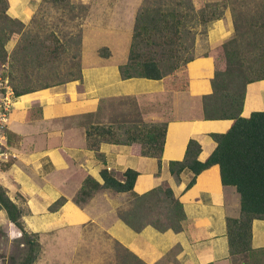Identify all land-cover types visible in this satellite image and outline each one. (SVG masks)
Returning <instances> with one entry per match:
<instances>
[{"label": "crops", "instance_id": "0c3cea01", "mask_svg": "<svg viewBox=\"0 0 264 264\" xmlns=\"http://www.w3.org/2000/svg\"><path fill=\"white\" fill-rule=\"evenodd\" d=\"M41 1L8 0L7 13L23 21L26 29ZM228 14L225 23L220 19L209 29L207 49L197 53L186 69L163 79H123L120 65L127 59L119 62L127 48L119 49L114 40L111 47L107 46V59L87 60L91 49L87 35L83 34L78 77L17 96L5 128L13 155L0 166V183L12 199L28 210L24 219L33 231L45 232L64 224H73L75 231L81 224L79 230L85 234L80 239L104 241L110 237L132 254L134 264H264V220L253 222L252 252L234 256L229 253L226 217L239 216L240 211L238 215L228 211L240 209V195L235 187L222 184L219 165L199 174L190 189L187 185L191 172L185 171L177 179L169 170L170 161L183 158L192 138L201 142L200 159L206 160L216 144L211 134L226 132L233 123L232 119L202 116V97L212 92L215 73L214 58L205 53L231 37L233 22L231 17L227 22ZM143 79L155 80L157 86L138 88L137 80ZM253 111H264V79L247 85L242 115L249 117ZM143 122H168L160 172L156 158L134 155L127 144L102 142L98 151L88 147L86 129L92 124ZM103 167L118 179H123L129 168L137 170L134 191L138 194L168 183L184 205L183 230L160 231L148 225L135 231L129 226L140 239L134 246L123 243L113 234V228L122 220L119 211L129 206L131 194L103 188L92 190L85 185L88 176L103 184ZM71 188L81 196L84 191L91 194H86L84 203L78 204L68 194ZM62 196L68 199L65 204L57 211L49 210ZM0 220L5 221L4 230L9 237H20L19 229L4 210H0ZM2 228L0 224L1 233ZM93 243L90 242L92 248L98 246ZM95 254L103 255L97 251Z\"/></svg>", "mask_w": 264, "mask_h": 264}, {"label": "trees", "instance_id": "16d2710c", "mask_svg": "<svg viewBox=\"0 0 264 264\" xmlns=\"http://www.w3.org/2000/svg\"><path fill=\"white\" fill-rule=\"evenodd\" d=\"M46 1L62 5L71 0ZM191 8L194 11L191 12ZM226 8L227 6L216 2L195 8L191 0H179L174 7L155 2L142 6L135 17L127 61L120 65L121 77L160 80L186 69L188 63L195 58L193 53L196 44V32L189 26L188 21L193 22L196 18L208 34V24L223 18ZM8 9V0H0V16L8 26V29L3 28L0 31V69L9 62L8 41H18L26 26L23 21L11 17L7 13ZM249 14L243 19L249 28L240 32L237 21L241 20L243 13L233 12L237 34L205 53L213 56L215 73L211 81L212 92L202 97V116L205 119H232L231 127L226 132L211 134L216 144L206 160L200 159L201 142L192 138L183 158L171 160L169 163V170L177 179L185 171L192 173L187 189L196 184L199 174L214 165L220 167L222 184L236 188L240 195V214L237 217H226L231 256L254 250L253 222L256 219L264 220V111H253L249 117L242 115L247 85L264 79V1L257 11ZM52 36L53 46L47 45L45 49L49 57L53 56L52 60H57L65 46L56 33L53 32ZM99 52L103 56L110 54L107 46L101 47ZM2 76L8 78L3 74ZM14 89L16 96L36 90L20 89L18 86ZM167 132L168 122L128 123L117 126L92 124L86 129L89 149L98 151L102 142L127 144L131 146L134 155L156 158L159 172ZM101 176L103 184L88 176L85 185L92 190L103 188L115 192H129L130 205L119 211V217L133 230L141 231L148 225L160 231L183 230L186 218L184 205L168 183L165 182L147 193L138 194L134 191L139 176L137 170L129 168L124 172V178L118 179L107 167H103ZM86 194L91 193L87 191ZM65 201V197H60L49 206L50 210L57 211ZM155 207H160L161 210L156 219H149L146 209L151 213ZM0 210H4L9 221L19 229V243L24 249L22 258H12L8 264H34L42 251L39 235L28 229L23 206L11 198L2 183Z\"/></svg>", "mask_w": 264, "mask_h": 264}, {"label": "rangeland", "instance_id": "374dc122", "mask_svg": "<svg viewBox=\"0 0 264 264\" xmlns=\"http://www.w3.org/2000/svg\"><path fill=\"white\" fill-rule=\"evenodd\" d=\"M177 1L179 0H71L67 4L56 5L52 2L42 0L37 5L31 22L22 32L18 41H8L9 62L6 66L1 67L0 73L8 77L13 88L18 86L20 89L47 88L48 85L50 86L78 77L81 70L80 54L83 34L87 35L89 48L91 49L90 56L87 57V60L90 58L94 62L107 59L105 56H100L98 51L101 46L111 47V41L114 40L117 41L115 45L119 49L123 47L127 48L126 52H123L124 55H121V57H124L119 62V64L123 63L127 59L133 25L139 8L153 2L155 4L162 3V5L174 7ZM191 1L195 8H200L208 3L215 4V2L221 4V6H227L221 22L225 23L226 14L229 13L227 22L229 23L228 19L231 17L230 20L233 22L231 26V29H233L232 37L237 34L235 33V21L232 20L233 12L243 13L240 16L241 20L237 21V25L240 32H244L249 28L246 20H243L244 17L250 15V12L254 13L257 11L258 6L264 0ZM178 8L181 9V7ZM190 11L192 12L194 9L191 8ZM216 21L208 24V33ZM188 23L196 32V42L200 40L197 48L195 44L193 54H201L208 47L206 40L208 41L209 34L205 32V27L196 18L193 19V22L188 21ZM3 28L8 29V26H6V21L0 16V31ZM53 32L57 34L65 46V50L60 51L61 53L57 60H52L53 56L49 57L45 49V46L50 44L53 46L54 44ZM216 35L219 34L216 32ZM118 58H120L119 54ZM136 83L137 87L142 89H151L157 86L155 80L149 79L137 80ZM121 90H123V87ZM4 144H6L7 149L11 153L12 151L8 142L5 141ZM73 190L68 192V194L73 195V198L78 204L84 203L83 201L86 200V192H83L81 196V193L78 194L77 192L75 194ZM82 197L84 198L82 199ZM65 199L66 201L68 200L66 197ZM130 201L131 199L129 203L127 202L129 205ZM24 210L25 213L28 212L26 208ZM160 210V207H155L153 212L150 213L146 209L149 212L146 215L149 219H156ZM239 211V208H234L228 211V213L238 215ZM5 216L7 217L6 212ZM4 222L0 220V224L3 227V230L1 229L3 232H0V263L6 262L8 264L12 258L16 260L22 258L24 249L22 248L23 245H20L18 237L13 239L9 237L4 230ZM262 222L264 223V221ZM26 225L29 230L33 231L27 223ZM67 225L69 224H64V227L58 226L50 228L45 232L33 231L38 233L39 242L42 246L41 254L34 264H134L131 258L132 254L123 245L119 244V242L110 237H106L104 241L96 240L99 242L80 239L85 234L79 230L81 224H79L78 230L75 231L72 226L73 224ZM223 227L225 226H222V230ZM113 234H117L123 243L126 242L125 244L131 246H134V242L140 239L136 232L123 220L117 222L113 228ZM113 241L115 242L113 243ZM90 242H94L93 244H98V246L92 248ZM86 243L89 244L87 245ZM83 246H85V249ZM95 251L103 255H96Z\"/></svg>", "mask_w": 264, "mask_h": 264}, {"label": "built area", "instance_id": "2783aa9c", "mask_svg": "<svg viewBox=\"0 0 264 264\" xmlns=\"http://www.w3.org/2000/svg\"><path fill=\"white\" fill-rule=\"evenodd\" d=\"M17 96L8 78L0 74V166L10 160L12 153L7 149L5 141L7 135L5 128L9 119V113L15 103Z\"/></svg>", "mask_w": 264, "mask_h": 264}]
</instances>
